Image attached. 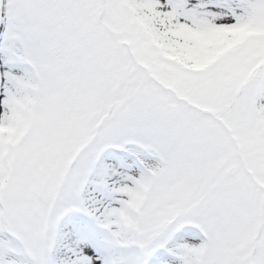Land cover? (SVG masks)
I'll list each match as a JSON object with an SVG mask.
<instances>
[{
    "label": "snow or ice",
    "instance_id": "6c2138e0",
    "mask_svg": "<svg viewBox=\"0 0 264 264\" xmlns=\"http://www.w3.org/2000/svg\"><path fill=\"white\" fill-rule=\"evenodd\" d=\"M0 264H264V0H0Z\"/></svg>",
    "mask_w": 264,
    "mask_h": 264
}]
</instances>
